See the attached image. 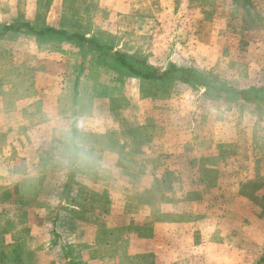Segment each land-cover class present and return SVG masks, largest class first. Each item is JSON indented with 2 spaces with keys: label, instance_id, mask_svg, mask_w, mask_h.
I'll return each instance as SVG.
<instances>
[{
  "label": "rangeland",
  "instance_id": "rangeland-1",
  "mask_svg": "<svg viewBox=\"0 0 264 264\" xmlns=\"http://www.w3.org/2000/svg\"><path fill=\"white\" fill-rule=\"evenodd\" d=\"M11 21L59 24L155 68H189L233 90L216 98L175 76L136 84L141 96L154 97L147 115L155 117L154 128L138 137L160 139L161 151L134 168L130 180L119 167L70 173L63 141L53 153L57 170L45 174L32 164L41 135H0V234L16 242L20 261L62 259L59 242L74 237L69 252L78 264H264V104L235 93L264 86V0H0V28ZM10 45L0 41V82L9 80L11 59L22 69L26 60L24 52L2 53ZM48 49V61H55L59 49ZM58 68L17 69L10 78L50 86ZM86 71L82 93L93 84L109 87L96 121L107 123V134L114 128L106 118L126 112L122 93L113 91L119 70L102 61ZM80 97L85 111L89 97Z\"/></svg>",
  "mask_w": 264,
  "mask_h": 264
},
{
  "label": "crops",
  "instance_id": "crops-1",
  "mask_svg": "<svg viewBox=\"0 0 264 264\" xmlns=\"http://www.w3.org/2000/svg\"><path fill=\"white\" fill-rule=\"evenodd\" d=\"M18 22L30 25L34 31L9 32L5 36L0 37L1 42H12V45L5 47L6 50L2 51V53L6 51L8 56L11 54V58L17 55L23 56V52L24 56H26L23 69L22 62L20 63L19 61L17 64L16 57L11 59L13 63H9L7 68L9 80L0 82V130H4L0 131V135H41L43 139L41 140L40 155L33 156L32 164L35 167L42 165L46 168L45 174L57 170L54 169L57 163L53 160V153L59 154L63 147V145L57 143V141H63L58 134V128L62 124H70L77 141L87 146L93 157L91 160H86L78 156H72V163L68 165L70 173L76 172V170L82 169L84 166L93 169L94 171L91 172L93 175H96V168L119 167L123 168L125 172L128 171L127 178L130 180L134 168L143 169V167L148 166V164H145V159L155 158V153H160L161 140L155 141L156 139L154 138L153 142L147 143L145 138L138 137L141 133V136L145 137V129L154 128L155 117L153 118L152 114L147 115V110L150 112L151 109H154V105L152 104L154 97H149L147 94L146 97L141 96L140 93L136 92L135 85L139 82L156 83L158 81H148L132 76L112 57L97 51L83 54L81 48L75 43L66 42L54 33L44 31L46 29H54L64 30L69 33L81 34L80 32L61 28L59 24H55V26H40L38 25L39 22L33 21H11L4 24L10 25ZM48 41L50 42L48 43ZM49 44H54L59 49L57 51L59 57L55 61H48L47 53H50L48 49ZM28 54L31 55L29 56ZM102 61L116 66L119 70L118 75L120 78L118 76L115 80L118 82V86L113 91L115 92L114 94L119 92L120 95L122 93L121 97L125 105L124 109L126 110L124 115L112 114L106 118L107 121H111L114 128L107 131V134L106 131L102 130L107 125V121L105 119L102 120L106 123L104 126L100 123L101 121H96L102 118L100 116L102 115L100 111L101 104L108 103L109 98H111L110 92H108L109 87L106 91H100L93 84L90 85L93 88L92 91L90 89L87 95L86 91L82 93V85H85L82 82L87 72L86 70H88L90 65ZM46 64H55L57 68L59 66L58 70L51 77L54 81L50 86L47 84L41 85L40 83L33 85V83H27V80L23 77L17 79L21 75H16L15 80L10 78V73H18L17 69L27 73L31 71L39 73ZM18 65L21 66L20 69ZM82 68L85 70L83 73ZM73 69L77 70V73H75V77H69V74L74 73ZM60 71L63 72L61 77L58 74ZM124 91L126 93L123 95ZM81 95L86 97V99L89 97L85 111L81 110ZM68 96L69 98H67ZM112 100L114 103H117L114 98ZM120 106H122V103H120ZM145 111L146 113H144ZM4 120L6 124L2 126ZM21 120L28 121V123L31 122V126H34V128L29 127L26 123L25 127L24 124H18V121L21 122ZM98 125H101L100 129ZM39 128L42 131H36ZM54 137L58 139L55 140ZM155 144H158L156 149ZM34 160L37 163H34ZM88 182H91V180ZM1 234L0 264H24L17 255L16 242L8 234ZM75 241L77 240L74 237L71 241H60L59 244L63 243L61 247L64 249L62 259H55V261L51 262L49 261V257L44 255L45 259L43 262L46 264L80 263L81 260L79 262V259L73 257L74 255L72 256L69 252V249L72 248L70 244ZM88 243L89 245H96L95 241ZM103 244L111 247L113 245L110 241H105ZM136 245L138 247V243ZM100 257L102 258V256ZM96 258L89 257L90 260H96ZM102 260L100 262L106 261L105 258Z\"/></svg>",
  "mask_w": 264,
  "mask_h": 264
},
{
  "label": "trees",
  "instance_id": "trees-1",
  "mask_svg": "<svg viewBox=\"0 0 264 264\" xmlns=\"http://www.w3.org/2000/svg\"><path fill=\"white\" fill-rule=\"evenodd\" d=\"M22 30L34 31V29L24 23H14L10 25H4L0 28V37L5 36L9 32H20ZM44 32H52L59 36L62 40L75 43L78 45L83 54H87L90 51H97L104 55H108L115 59L130 75L148 80L162 82L175 76L182 84L192 88H206L210 89L215 93L216 98L232 93L233 90L226 89L225 87H216L211 85L209 82L202 80L199 75L192 69L181 68L176 65H172L167 69L155 68L147 64L146 61L132 58L127 55L113 52L112 49L105 45H101L96 39L88 38L86 35L79 33H69L62 30L46 29ZM139 64L141 67H139ZM235 92V91H234ZM241 100L247 102H261L264 104V86L262 87H251L248 90L235 92Z\"/></svg>",
  "mask_w": 264,
  "mask_h": 264
},
{
  "label": "clouds",
  "instance_id": "clouds-1",
  "mask_svg": "<svg viewBox=\"0 0 264 264\" xmlns=\"http://www.w3.org/2000/svg\"><path fill=\"white\" fill-rule=\"evenodd\" d=\"M58 134L64 142L65 152L68 156H78L86 160L93 159L87 146L77 141L70 124H62L58 128Z\"/></svg>",
  "mask_w": 264,
  "mask_h": 264
}]
</instances>
